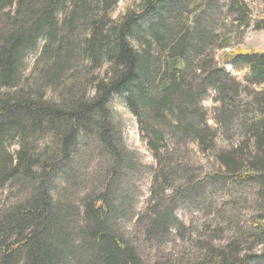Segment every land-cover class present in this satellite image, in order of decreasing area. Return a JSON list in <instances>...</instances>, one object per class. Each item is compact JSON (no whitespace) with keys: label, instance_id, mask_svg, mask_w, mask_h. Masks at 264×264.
<instances>
[{"label":"trees","instance_id":"obj_1","mask_svg":"<svg viewBox=\"0 0 264 264\" xmlns=\"http://www.w3.org/2000/svg\"><path fill=\"white\" fill-rule=\"evenodd\" d=\"M118 1L0 0V188H21L15 202L0 206V264H146L121 225L134 206V158L112 110L116 99L137 118L156 160L149 216H136V224L147 221L148 241L184 236L179 204L205 203L210 186L257 187L253 231H234L225 246L208 240L201 258L164 264L264 263V250L241 253L245 244L264 245V52L230 49L218 65L210 51L217 25L205 15H217L225 0H208L214 4L186 21L194 0H141L113 17ZM229 4L234 21L250 27L248 2ZM41 44L28 81L27 61ZM228 64L244 72L241 80ZM55 89L64 97L48 98ZM211 91L218 125L228 132L236 125L240 143L218 146L220 131L202 106ZM192 142L213 160L197 177L180 162ZM93 145L109 167L101 187L76 197L69 189L76 192V169Z\"/></svg>","mask_w":264,"mask_h":264},{"label":"rangeland","instance_id":"obj_2","mask_svg":"<svg viewBox=\"0 0 264 264\" xmlns=\"http://www.w3.org/2000/svg\"><path fill=\"white\" fill-rule=\"evenodd\" d=\"M194 1L189 7V11L184 13L183 21H186L188 17L198 19L200 14L208 6L214 4H208V0ZM246 2H248L250 8L248 10V14L251 18L250 27H241L239 22L234 21L235 16L229 13V0H225V3L219 1V3H223L224 6L223 10L217 11V15H214L212 11L207 12L205 15L206 18L213 17L217 25H214L213 32L217 35L218 44H215L216 46L214 45L210 51L219 66L222 65V54L224 51L230 49L241 48L247 51L264 52V28H262V30H254L252 25L256 22L264 24V0H246ZM141 3V0H119L117 5L113 7L111 13L113 17H117L125 10L128 4H133L140 8ZM193 4L195 5L194 8L192 7ZM42 46L43 44L39 46L37 54L31 55L27 61L28 66L25 68L24 77L28 79V81L32 78L35 62L40 55ZM210 46L211 45L208 44L207 49ZM224 66L234 78H238L239 80L243 78L244 72H239L229 64ZM55 90L57 93L50 90L47 93V97L53 99L61 98L62 95L58 93V89ZM202 106L206 110L210 126L220 131V138L218 141L219 147L228 148L233 144L240 143L241 133L236 128V125L229 132L226 128L218 125L216 120V115L218 114L217 105L216 102H214L213 91H211L208 98L203 100ZM112 110L122 129L124 142L134 158V172H132L131 181L129 180L134 204L132 208L133 211L131 212L133 215L128 213L127 217L121 221V225L126 230L130 240L139 249L144 263L164 264L166 261H169L170 258H178V262L183 263L193 258H201L206 254V243L208 240L212 245L214 244L218 247L225 246L234 241V231H240V233H242L243 231L250 232L254 230L255 223L253 224V221H255V217L259 214V210L257 209L259 204L256 197L257 187H236L229 181L224 189H220V187H218L219 189L213 188V186L207 188L205 191V203H202L203 199L200 198L192 201L194 203L184 202L179 204L176 215L187 228L183 230V232H185L183 234L184 236H180L178 232L174 231L172 238L168 239V241L163 244L151 242L150 240L148 241L144 230V225L147 221H145V223L136 224V216L140 214L144 218H147L148 214L144 213L151 195L153 170L157 167L156 160L147 146V139L144 138L145 134L142 133L137 118L129 111L124 103L116 99L112 103ZM15 148L16 145L14 142L8 149V153H14ZM181 156L183 161L180 160V162L190 164L195 170L192 171L195 177L200 175L198 170L206 172L213 169L211 154L202 153L194 142L190 143L186 149L182 150ZM83 158H81L80 166L76 169V174L81 176L76 184V192H74L73 186L69 189L76 197L78 192L83 194L85 191L97 188L100 185L98 182L99 175L103 173V169L109 167L107 165L108 162L103 161L104 156L101 151L94 145L86 150V154ZM121 182V184H124V181ZM125 184L127 185L128 181H125ZM99 187H101V185ZM117 187H119V180L114 191L117 190ZM132 187H134V189ZM15 188V192L12 191V189L10 190L8 186L0 188V206H9L18 199L14 197V194L18 196L16 193L20 192L21 188ZM206 227H209L207 235H205ZM203 238H207V240L205 244L201 245V241L199 240ZM245 245L246 247H244L241 252L243 257L246 256V254L248 255L250 248H252V254H260L264 250V245Z\"/></svg>","mask_w":264,"mask_h":264}]
</instances>
